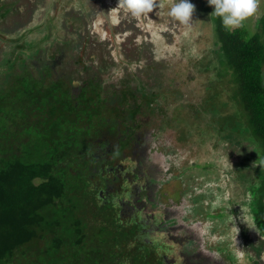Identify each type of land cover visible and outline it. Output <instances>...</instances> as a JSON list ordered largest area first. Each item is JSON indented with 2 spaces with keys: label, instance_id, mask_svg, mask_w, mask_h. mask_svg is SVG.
Returning a JSON list of instances; mask_svg holds the SVG:
<instances>
[{
  "label": "rangeland",
  "instance_id": "374dc122",
  "mask_svg": "<svg viewBox=\"0 0 264 264\" xmlns=\"http://www.w3.org/2000/svg\"><path fill=\"white\" fill-rule=\"evenodd\" d=\"M156 2H164L166 10L172 0ZM191 2L195 11L186 29L159 14L158 8L148 13L152 21L121 10L119 22H114L110 10L118 0H0V87L9 79L8 61L18 57L34 74L43 65L61 63L53 71L55 78L64 77L77 89L86 76L96 77L111 103L116 100L118 78L145 85L147 96L140 97L142 106L134 118L143 122L140 131L155 134V147L167 163L162 175L158 173L160 178L170 177L160 191L167 194L155 201L162 204L161 212H173L179 223L176 231L169 228L178 239L174 251L165 244L166 234H160L154 237L158 252L169 264H188L191 258L199 259L194 264H264V238L240 220L249 212L244 206L245 182L234 173L242 163L240 170L254 171L263 162V148L243 132H230L229 126L234 130L242 126L244 115L233 97L231 77L218 76L216 16L207 0ZM257 2L256 13L243 22L251 33L264 15V0ZM56 49L62 58L53 61L49 58ZM21 65L15 73L22 71ZM221 128L228 130L220 132ZM225 155L231 169L223 167ZM178 182L181 200L174 194ZM119 187L112 190L119 193ZM126 214L125 220L141 218ZM153 215L155 225L161 218L157 212ZM233 226L239 229L237 234ZM235 235L243 257L236 255Z\"/></svg>",
  "mask_w": 264,
  "mask_h": 264
},
{
  "label": "trees",
  "instance_id": "16d2710c",
  "mask_svg": "<svg viewBox=\"0 0 264 264\" xmlns=\"http://www.w3.org/2000/svg\"><path fill=\"white\" fill-rule=\"evenodd\" d=\"M214 23L218 76L231 77L244 115L243 127L230 132L250 136L264 157V15L254 33L244 23ZM8 63L0 87V264H167L154 242L162 222L147 230L125 220L116 201L99 193L111 180L95 153L107 138L120 146L111 155L121 157L136 124V94L110 103L96 78L77 89L47 65L34 74L20 57ZM253 170L247 188L264 237V158Z\"/></svg>",
  "mask_w": 264,
  "mask_h": 264
},
{
  "label": "flooded vegetation",
  "instance_id": "af4514ba",
  "mask_svg": "<svg viewBox=\"0 0 264 264\" xmlns=\"http://www.w3.org/2000/svg\"><path fill=\"white\" fill-rule=\"evenodd\" d=\"M81 12H83V10ZM107 17L110 18L109 16ZM101 39L103 40V38ZM57 52H58L57 49L55 52H51L49 59L55 61L58 58H62L59 57L60 55H62V53L59 54V56H57L56 55ZM95 58L96 57H93V59ZM60 66L61 63H59L57 66L50 65L49 67L52 73H54L53 71H55L56 68ZM116 82L117 83H115V85L117 91L114 98L116 100L113 101V103L115 104L120 103L122 94H124V92H127L128 90H130L131 92L133 91L134 94H136V96L139 97V99L137 100L138 108L135 110V114H134L135 117V115H137L136 112L139 111L140 107L142 106L141 104L142 100L140 99V97L147 96L143 89V87L145 88L146 86L139 85L140 83L137 84L135 83V81L128 82L127 78H120V79L118 78ZM81 85L79 87H81ZM130 102H132V100H130ZM135 122L136 124H134L135 128L133 130V134L128 136L129 140L125 142L126 146L121 150L122 151L121 157H114L113 155H111V151H112L111 146L113 148H118V147L120 148V146H118L116 142H114L113 140L110 141L107 138H104L105 142H103V147L101 148L99 147L98 152L95 153L96 159L100 160L101 165L103 166L104 171H102V176L107 179L109 178L111 180V185L107 184L103 188V190L100 191L99 193H101V197L102 196L107 197L110 198L111 200L114 199L116 201L115 202L116 205H118L121 208L122 212L130 213V214L131 213L133 214L134 212L136 213L135 217L140 218L141 216V218L138 219L137 221L135 220L133 221L138 222L141 225L143 224V226H145L144 227L145 229L146 227L149 229L153 227V221H154L153 212H157V214H159V217L161 218L160 221L162 222L163 226L166 227L163 233L166 234L165 244L172 247L174 246V248H172L174 251V249L176 248L175 245L178 243V239L176 237L171 236V233L169 232V228H173V230L176 231L175 228H177V226L179 225L177 217L174 216L173 212H170L172 214H164L163 212H161L160 210H162L161 209L162 204L155 201L156 196L160 195V198H162L164 196L163 194H167V192L160 193V191L162 187H164V185L166 184L165 182L170 177L160 178L161 176L158 175V173H161L162 175V173L165 170L164 167L167 166L166 165L167 163L166 161L161 160L162 153L158 152V150L155 147V140H154L155 134H153V132L147 129L140 131L143 122L138 121V119H136ZM240 166L244 167V163L238 165L237 168H239ZM237 168L234 171V173H236L238 179L240 178L242 179L243 183L245 182L244 188H245V196L247 198V201H245L244 206L248 207L247 214L249 212V216L252 217L254 220L253 212H252L253 209L252 198L247 188V184H249V176L253 175V171L250 170L244 172V170H240L242 168H239L238 170ZM116 184L120 185L119 193H116V191L112 190L113 186H115ZM181 185L182 183L178 182L177 188H175L177 189V191L174 190L175 192L174 194L176 195V197L179 195L178 193ZM141 192H143V195L140 194ZM129 196L130 198L128 199ZM179 199L181 200V197ZM150 205L151 207L148 208ZM185 208L186 205L183 206L184 212H185ZM142 212H144V219ZM255 231L259 234L257 230ZM242 236L246 237L245 232L242 233ZM260 237L262 236L260 235ZM169 238H171L172 241H174L173 244L170 242ZM184 247H186L187 250L190 249L189 244H186ZM173 253L174 255H176L175 252ZM178 255H176L177 259H179ZM162 257L164 258L165 262L169 264L168 258L165 257V255H162ZM188 262H189L188 264H194L199 262V259L196 258L195 260L194 258H191Z\"/></svg>",
  "mask_w": 264,
  "mask_h": 264
},
{
  "label": "clouds",
  "instance_id": "9594fccd",
  "mask_svg": "<svg viewBox=\"0 0 264 264\" xmlns=\"http://www.w3.org/2000/svg\"><path fill=\"white\" fill-rule=\"evenodd\" d=\"M207 3L212 7V15L219 17L221 24L226 29H235L242 26L243 22L256 13L258 2L257 0H207ZM154 8L159 9V14L167 15L175 22L185 26L191 27V17L195 11V5L191 0H172L170 7L165 10V3H157L156 0H118L117 6L110 11L114 22H119V13L123 10L124 13L131 17L141 19L148 18V13L152 12ZM224 169H231L232 166L227 159V155L223 157ZM242 223H245L249 229H257V226L252 217H240ZM234 233L237 234L239 229L232 227ZM235 237L233 244L238 257H243V253L235 245Z\"/></svg>",
  "mask_w": 264,
  "mask_h": 264
}]
</instances>
